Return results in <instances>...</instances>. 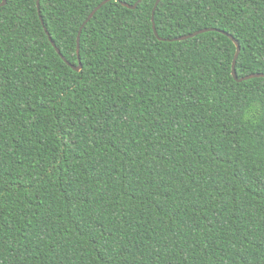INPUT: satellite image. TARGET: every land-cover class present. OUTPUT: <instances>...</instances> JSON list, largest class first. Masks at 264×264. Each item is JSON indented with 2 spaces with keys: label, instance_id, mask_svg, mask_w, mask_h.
<instances>
[{
  "label": "trees",
  "instance_id": "trees-1",
  "mask_svg": "<svg viewBox=\"0 0 264 264\" xmlns=\"http://www.w3.org/2000/svg\"><path fill=\"white\" fill-rule=\"evenodd\" d=\"M103 1L0 7V264H264V0H112L77 72Z\"/></svg>",
  "mask_w": 264,
  "mask_h": 264
},
{
  "label": "water",
  "instance_id": "water-1",
  "mask_svg": "<svg viewBox=\"0 0 264 264\" xmlns=\"http://www.w3.org/2000/svg\"><path fill=\"white\" fill-rule=\"evenodd\" d=\"M112 0H104L103 2H101L96 8H94L91 13L88 15V17L86 18V20L83 22V24L81 25V27L79 28L78 30V33H77V37H76V53H77V60H78V65L77 66H73L71 65L68 61H66V59L61 55L59 49L55 46L54 42L52 41L51 37L49 36L48 32L46 31L45 29V32L48 36V39L51 43V45L53 46L54 50L56 51V53L60 56V58L68 65L70 66L73 70L79 72L82 68V65H81V62H80V55H79V48H80V35H81V31L83 29V27L92 19V17L94 16V14L103 6L105 5L106 3L110 2ZM114 1H118V0H114ZM143 0H138L135 4L133 5H128L124 2H120V4L125 7V8H128V9H131V10H134L136 9V7L138 6V4H140ZM162 0H157L155 2V5H154V8H153V12H152V15L154 14V11L157 7V5L161 2ZM39 3H40V0H36V6H37V10L39 12ZM6 5V0H2V2L0 3V7H3ZM40 20L42 21L41 17H40ZM152 28H153V31H154V34L157 36V32L155 30V26H154V21H153V17H152ZM213 29H202V30H199V31H196L192 34H189V35H186V36H182V37H178V38H175L173 39L172 41H184V40H187V39H190V38H194L195 36L197 35H200V34H203V33H206V32H209V31H212ZM224 35H226L235 45V48H236V52H235V55L233 57V61H232V65H231V75L232 77L237 81V82H243V81H246V80H249V79H253V78H264V74H252V75H248V76H245L243 78H240L238 79L237 76H236V72H235V64H236V60L238 58V55H239V52H240V46L238 44V42L229 34L227 33H224L222 32ZM163 40V39H161ZM169 41V40H167Z\"/></svg>",
  "mask_w": 264,
  "mask_h": 264
}]
</instances>
